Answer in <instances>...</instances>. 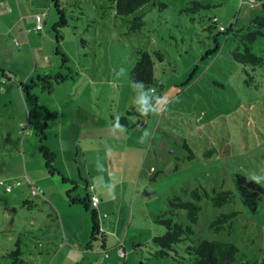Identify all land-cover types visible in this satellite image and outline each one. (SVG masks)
Listing matches in <instances>:
<instances>
[{"label":"rangeland","instance_id":"rangeland-1","mask_svg":"<svg viewBox=\"0 0 264 264\" xmlns=\"http://www.w3.org/2000/svg\"><path fill=\"white\" fill-rule=\"evenodd\" d=\"M163 1L169 6L161 12L147 6L122 19L108 0H0V264H14L9 253L18 248L16 264H49L37 235L56 226V210L46 202L67 200L62 177L77 185L73 197H90L92 185L100 201L103 192L108 198L105 217L95 214L106 248L96 235L82 264H191L183 243L179 260L151 254L168 198H187L181 190L197 186L237 196L235 174H264V61L253 70L228 55L237 45L243 50L235 32L246 30L254 3ZM193 1L211 7L179 12ZM137 15L145 25L126 34ZM213 16L224 29L233 24L232 31L208 32ZM261 32L251 50L264 58ZM139 48L163 53L154 63L163 84L157 94L167 98L158 115H127L136 95L128 74ZM123 115L143 123L128 130L111 124ZM223 138L230 153L206 157L205 141L216 146ZM261 205L252 214L238 199L221 207L208 201L191 226L199 238L233 242L252 261L264 255V194ZM232 209L241 214L230 232L208 228L216 213Z\"/></svg>","mask_w":264,"mask_h":264},{"label":"trees","instance_id":"trees-1","mask_svg":"<svg viewBox=\"0 0 264 264\" xmlns=\"http://www.w3.org/2000/svg\"><path fill=\"white\" fill-rule=\"evenodd\" d=\"M55 1V0H54ZM109 5L114 10V15L121 17L122 19L125 16H129L135 13L139 8L144 7H157L158 11L161 12L163 9L168 8L169 4L163 0H108ZM254 3V11H252L249 24L246 27V30L240 34L235 32L236 38L240 40L243 46V50H240L239 45L232 49L228 53L229 56L233 58L235 62L240 63L241 65L250 66L253 70L263 65L264 58L256 55L255 52L251 50V44L256 40L258 35H262L261 29L264 28V0H250ZM191 6H186L179 9V12H198L201 9L210 8L209 3H203L200 1L191 2ZM193 19V18H192ZM210 25L206 26L205 29L208 32H212L213 28L218 29V31H232L233 24L224 29V26L218 23V19L213 16L210 18ZM65 21H60L58 25H65ZM145 25L142 15L134 16L130 21H128L127 29L125 30L126 34L135 32L137 29ZM61 38V35L58 36ZM58 38V39H59ZM137 57L133 67L128 74L129 80L132 83L133 81H143L146 88L155 87V89L163 90V84L161 82L157 83L154 77V63L155 60L161 62L163 60V53L158 49H153L151 51L138 49L136 51ZM58 79V76L54 77ZM42 80L43 82L47 81ZM50 87V85H49ZM48 87V88H49ZM136 113L140 114L135 110L134 107L130 108V111H127V115ZM128 116H120L117 119H113L111 124L114 126H122L126 130L135 128V125L139 122L143 123V120H138L137 122L130 123ZM145 117V116H140ZM143 119V118H141ZM143 125V124H142ZM222 143H219L216 146L209 144L205 141V145L208 146L204 151L206 157H212L215 153L219 154L221 157L227 156L230 151L232 144L230 140L225 138L222 139ZM210 145V146H209ZM212 145V146H211ZM186 148L188 146L184 145ZM189 155H186V159L191 160L193 158V153L191 149L188 148ZM177 167V166H175ZM248 176L235 174V185L236 192L229 190H217L212 188L209 192L205 190L203 186H197L194 189L187 191V189H182L184 195L187 194V198H182L180 195L174 194L172 197L168 198L167 208L159 213L158 219L155 221L156 224L162 225L164 227V232L158 234L154 237H151V244L154 251H151V254L155 258L171 256L175 260L183 258L181 253L178 250V245L183 243V249L185 255L191 260V264H264V255L255 260H250L247 255L241 251V249L230 241H222L218 239H202L197 237L195 231L192 228V224L199 222V216L202 210V206L207 204L209 201L212 207H221L226 203L234 202L239 200L241 204L247 208L252 214L258 212L259 207L261 208L262 196L264 194V187L260 184H256L251 180L247 179ZM91 187V189L89 188ZM89 192H92V185L86 186ZM68 196L73 203L81 202V204H87L90 206V198L95 195L91 194L90 197H73L71 194L72 189L67 190ZM98 197V196H97ZM99 199V198H98ZM86 202V203H85ZM100 202V200H99ZM24 205H27L28 208H31L32 203L30 200H22ZM98 205V203H97ZM96 207L92 208V239L96 235H99V240L101 242V247L104 248L105 244V233L100 230L99 225L96 221ZM263 209V208H262ZM180 211H184L186 217V223H183L179 217L181 215ZM241 214V211L232 209L228 212H218L213 217L208 224V228L213 232H221L225 229L230 232L232 223L237 219ZM19 249V248H18ZM18 249L12 250L9 253V256H15L16 260L13 262L16 264L20 252ZM20 261V260H19ZM22 262V261H20ZM23 263V262H22Z\"/></svg>","mask_w":264,"mask_h":264},{"label":"crops","instance_id":"crops-1","mask_svg":"<svg viewBox=\"0 0 264 264\" xmlns=\"http://www.w3.org/2000/svg\"><path fill=\"white\" fill-rule=\"evenodd\" d=\"M75 185L76 184L73 183V181L62 177V185H60L61 188L58 187V190L59 188L60 190H62V188H65V197L67 200H65V198L61 196L58 198L49 197L50 200L46 202L51 209L56 210L55 214H51L52 216H56V218L53 219V222L55 221L56 223V226L54 228H56V230L58 229L57 232L60 233L56 236L57 232H55V229L49 227V229L46 231L42 229L43 231H41V234L37 235L39 236L37 240H39L42 247L44 248V251L46 252L45 256L49 255L50 257V259L49 257H47L49 259V264H82L86 256H89L88 252L92 251L93 249L92 242L97 239L96 236L94 239H92L93 237L91 236L92 224L90 227L91 220L88 222L89 215L86 211L88 207L84 206L83 209H81L80 207L79 209L75 208L74 206H81L84 204H81V202L73 203L70 199V196H68L67 194V190H69L70 188L73 190V193L75 192V188L77 186ZM92 192L95 194L93 187ZM101 195L103 196V199L97 205L96 214L103 218L105 217L103 216V214L106 213L105 206L108 203V198L107 196V199L105 198V192L101 193ZM52 203L55 204V207H53ZM73 211H79V215H74L72 213ZM50 225L51 223L49 224V226ZM101 225L103 227L102 222ZM105 248L106 240L104 244V249ZM120 252L122 253V255H120ZM104 253H106V256L104 255ZM117 254L122 257L123 251H120L119 249V252ZM102 255H104V257H108V251L103 250ZM19 260L21 261V259Z\"/></svg>","mask_w":264,"mask_h":264},{"label":"clouds","instance_id":"clouds-1","mask_svg":"<svg viewBox=\"0 0 264 264\" xmlns=\"http://www.w3.org/2000/svg\"><path fill=\"white\" fill-rule=\"evenodd\" d=\"M121 72H123V69H121ZM131 86L136 92L132 100V106L140 116L158 115L164 110L167 98L158 95L155 87L146 88L143 81H133ZM146 133L150 134V131L145 130L143 135ZM247 179L256 184L264 185V174L252 173Z\"/></svg>","mask_w":264,"mask_h":264},{"label":"built area","instance_id":"built-area-1","mask_svg":"<svg viewBox=\"0 0 264 264\" xmlns=\"http://www.w3.org/2000/svg\"><path fill=\"white\" fill-rule=\"evenodd\" d=\"M35 17H36V27L37 28H40L41 27V24H40V22H41V18H42V16L40 15V14H36L35 15ZM90 189H91V187H89ZM97 203H99V199H98V197L96 196V195H93V196H91V198H90V202H89V204H90V207L91 208H94V207H96V205H97ZM104 255L106 256V253H104ZM120 255H122V253L120 252Z\"/></svg>","mask_w":264,"mask_h":264}]
</instances>
